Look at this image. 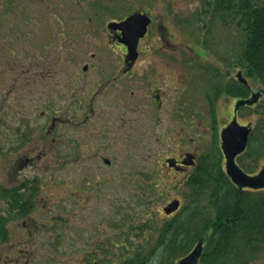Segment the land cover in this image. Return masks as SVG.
Wrapping results in <instances>:
<instances>
[{"label": "flooded vegetation", "instance_id": "1", "mask_svg": "<svg viewBox=\"0 0 264 264\" xmlns=\"http://www.w3.org/2000/svg\"><path fill=\"white\" fill-rule=\"evenodd\" d=\"M38 2L36 1L37 7L42 6L49 11L47 14L49 23L47 31L49 33H47L46 38L40 39L39 36L34 34V23L38 18L33 13L36 10L33 7H30L32 13L27 16L24 14L19 15V13L13 11L12 17L19 19H14V22L17 23L16 27L5 33L10 35L0 36V46L6 47L8 45V51L10 47L13 48L10 53L2 54V52H5L4 50L0 53L1 59L9 58L7 68L2 67L0 69L15 71L16 73L13 74L14 78L12 79L15 90L23 85L26 86L27 92L32 95L28 109L24 111H13L12 107L11 109L7 108V102L10 100L9 95L14 92L13 86L6 90L3 89L2 100H0V123L2 122L1 117L9 116L8 120L3 122L6 125L0 126L4 131L3 135H0V169L5 166L4 171H0V264H20L22 261L25 262L24 264H29L28 260L32 258L28 250L19 254L16 248L4 249V247L8 245V228L13 227L15 223L13 220H22L21 225L25 229L23 232L28 228V236L32 237L34 235L36 222L32 219L31 214L34 211L35 194L33 189L35 184L33 178L22 175L24 169L32 162L29 155L33 153V147L26 149L24 156L19 154L18 149L34 144L36 134L37 137L41 135L40 138L43 140V144L50 143L63 147L67 144L68 147L70 144L68 142H71L70 146L74 147L79 145L80 138L74 134L73 140H69L67 130L70 129L71 124L79 131L80 126L88 123L90 116L98 119L100 116L109 117L113 115L114 118H117L116 124L113 121H108L102 125L104 128L119 129V131L122 129L125 132L123 140L129 145L136 146L132 142H145L146 144H153L156 148L158 147L160 150L157 152L158 160L161 155L164 167L173 174L185 177L184 181L189 177L199 157L189 151L179 154L163 153L164 146L156 136L157 130L161 128L159 119L163 116L172 117L175 121L179 118L186 125L193 122L194 88L190 86V89H188L186 83L191 79L195 69L200 70V73L204 75V79L207 77L208 70H210L205 60L201 65L196 62V67L192 66L191 62H179L177 60L178 56L174 50L175 45L171 41L173 35L171 34L172 25L167 23L166 20L173 11L172 6L169 5L164 9L165 11H162L163 17H160L161 21L159 23L158 17H154L150 11L145 9L146 1H140L139 7H132L131 0H38ZM30 4H34V0ZM11 6L13 9L19 7L15 3H12ZM21 7V10L26 9L24 6ZM198 7V12L191 15V21L189 22L193 25H188L187 20L182 22L177 20L178 28H181V31L191 38L205 35L206 28L209 25L203 4H198ZM134 15L143 16L148 22L143 36L137 42L135 60L127 61L128 46L123 41L121 27L125 20ZM3 20L8 22L7 19ZM162 20H166L167 24L165 25ZM23 21L24 25L20 24ZM20 27L23 30L25 28V34L23 30V35L20 34ZM0 32L2 31L0 30ZM12 32L14 33L13 36ZM9 41L10 43H8ZM195 42L193 41V43ZM96 44H99V47ZM34 47L36 48L35 51H33ZM96 47L100 48L102 52H97L98 54L94 52ZM184 47L191 52V56H188L189 59L192 60L194 57L197 59L205 58L206 52L200 49L201 47L197 44L193 47L189 45ZM80 48L84 49L81 54L78 51ZM87 49L92 53H88ZM11 53H13V58L9 56ZM147 54L149 56L142 60V56ZM225 69L226 65L221 64L219 72L213 73V76H208L211 88L209 94H204L203 97L210 118L209 127L212 130L209 146L210 148L217 147L219 151L221 148L220 133L231 122L235 103L241 100L228 98L220 90L227 80ZM180 71L185 83L180 85V82H178L176 86L174 85L175 87L171 86L169 84L172 81L170 75L180 76ZM237 73H239L238 70L229 79L239 83L236 79ZM68 79L72 85L76 86L74 89L67 85ZM218 81L221 84L220 89L216 86ZM56 83L58 86L56 92L59 100L63 101V107L58 110L51 109L46 104V99L37 100L40 103V108L44 109L38 111L45 121L36 131L33 125V109L36 103L35 97L33 98L35 85H46L50 90L51 86L56 87ZM80 85H91L92 92L76 94L75 92L79 90L77 88ZM67 88L71 89L70 93L75 94L68 95L66 93ZM249 93L251 94V92ZM226 99H231L233 103L231 120L230 117L222 120L223 125L220 126L216 117V106L220 100ZM65 100L69 101L66 106ZM36 108L39 109L38 106ZM17 115L22 116V119L13 121V118ZM239 115L238 110L236 113L238 125H240L238 123ZM25 126L26 131L24 130ZM134 131L142 133L141 137L135 139ZM147 131H152L153 134L147 135ZM117 140L121 139L117 138ZM114 142L115 140L112 142L113 145ZM107 147L106 149H108ZM96 148L98 149L94 153L98 157V152L103 147ZM187 156L193 157L192 166L181 164V161L186 159ZM221 158L222 165H224L222 154ZM68 159L74 162L81 160V158L75 156L64 160ZM101 160L104 165L110 164L107 159L101 158ZM150 160L141 156L134 164L156 165L158 163V160L154 163ZM168 160L173 161L178 170L169 167ZM128 161L130 159L126 160L125 163L134 165L128 163ZM146 175L147 173L140 174L136 180L126 177L129 178V181H143L146 179ZM150 176L154 178L155 182H158L157 180L162 178V173L155 170L151 172ZM179 203L181 207L182 202L179 201ZM163 214L165 217L173 215H166L164 212ZM129 238L128 234L126 239L130 240ZM92 252L96 257L92 261V258L90 260L82 259L83 264H107L106 261H103V257L106 256V253L108 254V250L107 252ZM97 254L103 257L99 258ZM94 255L91 254L90 256Z\"/></svg>", "mask_w": 264, "mask_h": 264}, {"label": "rangeland", "instance_id": "2", "mask_svg": "<svg viewBox=\"0 0 264 264\" xmlns=\"http://www.w3.org/2000/svg\"><path fill=\"white\" fill-rule=\"evenodd\" d=\"M31 1L0 0V15H2L0 16V30L4 32H0V36L16 27L17 23L14 22V19H19L12 17L14 12L27 16L32 13L30 7H33L36 9L33 13L38 18L34 23V34L39 36L40 39L46 38L47 33H49L47 31L49 27L47 14L49 11L42 6L37 7L36 1L38 2V0H34V4H30ZM140 1H146L145 9L150 11L154 17L157 16L159 23L163 17L162 11H165L164 9L167 6H172L173 11L166 20L167 23L172 25L171 34L173 35L171 41L175 45L174 50L178 56L177 60L179 62H191L192 66L195 67L197 66L196 62L201 65L203 60H205L206 65L209 66L210 70H208L205 79L200 70L195 69L191 79L186 83L188 89H190V86L194 88L193 122L186 125L179 118L175 121L172 117L163 116V118L159 119L161 128L156 133L157 139L164 146L163 153L179 154L189 151L194 155L201 156L212 150V147L210 148L209 146L212 136V130L209 127L210 118L203 99L204 94H209L211 88L208 76H213V73L219 72L221 64L226 65L225 71L228 70L229 77L235 73L237 68L232 66L239 36L232 29L222 27L218 18L211 20L203 36L191 38L185 35L181 28H178L177 20L180 22L187 20L188 25H193L192 23L189 24V22L191 21V15L198 12V4H202L204 1L205 4L209 5L212 0H131V6L139 7ZM12 3L19 7L13 9ZM21 6L26 9L21 10ZM3 19H7L8 22ZM166 20H162L165 25L167 24ZM20 24L24 25V21L20 22ZM22 30L23 28L20 27V34H22ZM23 32L25 34V28ZM11 34L13 36L14 33L12 32ZM193 41L196 42L193 43ZM195 44L206 52L204 59L195 57L192 60L189 59L191 52L184 46L193 47ZM7 46H0V53L3 50L5 52H2V54L10 53V50H13L10 47L8 51ZM96 46L99 47V44H96ZM97 47L94 52L101 53L102 51ZM35 49L34 47L33 51ZM78 51L81 54L84 49L80 48ZM87 52L92 53L89 49H87ZM9 56L13 58V53L9 54ZM146 56H149V54L143 55L142 60L146 59ZM6 59L0 60V68H7V65H9L7 63L9 58ZM14 73L16 72L0 69V100H2L3 89L5 88L6 90L13 86L14 92L9 95L10 100L7 102V108L11 109L12 107L13 111H24L28 109L32 95L27 92L26 86L23 85H20L19 89L15 90L12 81ZM179 73L180 76L170 75L172 81L169 84L171 86H176L178 82H180V85L185 83L184 77H181V71ZM67 85L71 89L76 87L72 85L69 79L67 80ZM249 87L251 93H256L260 89L259 84L254 81H249ZM68 88L66 89L68 95L92 92L91 85H80L77 88L79 90L75 93H70L71 89ZM57 90V83L56 87L51 86L50 90L46 85H35L33 98L35 97L36 107H39L37 109L33 103V125L36 131L39 130L38 127L45 121L44 118H41L38 111L44 109L40 108V103L37 100L46 99V104L51 109L58 110L63 107V101L59 100ZM68 103L69 101L65 100V106ZM219 103L216 106V117L219 121L218 124L222 126V120L228 117L231 120L230 115L233 103L231 99L220 100ZM8 117H1L0 126L6 125L3 122L7 121ZM257 118L258 115L253 111L250 113L244 112L239 115L238 123L245 126L248 123L252 124ZM15 119L21 120L22 116L19 117L17 115L13 118V121ZM108 121H113L116 124L117 118H114L113 115L109 117L100 116L98 119L90 116L88 123L80 126L79 131L71 124L70 129L67 130L69 140H73L74 134L80 138L79 145L74 147L70 146L71 142H68V144L70 143L68 147L67 144H65V147L50 143L43 144V140L40 138L41 135L37 137L36 134L33 146L28 145L18 149L19 154L24 156L26 149L33 147V153L29 155V159L32 162L24 169L22 175L33 178L36 182L37 192L34 198V211L31 214L32 219L36 222V227L34 235L30 237L27 233L28 228L23 232L25 229L21 225L22 220H13L15 223L12 228H8V245L4 249L9 247L16 248L19 254L28 250L32 257L28 260L29 264H83L82 259L90 260L92 258V261L96 257L92 251L107 252L108 250V254L106 253L105 257L97 255L99 258L103 257V261H106L107 264L111 262L112 264H117V262L124 259V256H120L122 251L120 245L128 244L126 237L130 233L129 228L137 227V223L142 221V218H145L148 213L160 219L166 218L162 209L173 199H177L183 204L185 177L173 174V172L168 171L164 167L161 155L158 160V147L156 148L153 144H146L145 142H132L136 146L125 143L123 140L125 132L122 129L119 131V129L104 128L102 126ZM24 130L26 131V126ZM0 131V135H3L4 131L1 128ZM147 132V135L153 134L152 131ZM133 134L135 139L142 135V133L137 131H134ZM117 138L121 140L118 141ZM113 140H115L114 145L112 144ZM169 146L172 147L170 148ZM96 147H103V149L99 150L98 157L94 153L98 149ZM71 156L81 158L82 161L64 160ZM141 156L151 159L152 163L158 160V163L156 165L134 164ZM101 158L109 160L110 164L104 165ZM128 159H130L128 163H133L134 165L126 164L125 162ZM263 166L264 157L257 162L255 171L257 172ZM4 167L2 166L0 171H4ZM155 170L162 173V178L157 180V188L154 192V194L158 193V197L153 195V199L148 200L144 195V198L142 197L143 192L139 184L140 181H129L126 176L136 180L138 175L143 173L151 174ZM123 224L127 227L130 224L131 226L125 230ZM136 233L138 232H134V235ZM28 238L30 240H27ZM132 240L137 244L144 239L135 237ZM115 245H117L118 249L114 247ZM91 254L94 256H90ZM24 263L22 261L20 264Z\"/></svg>", "mask_w": 264, "mask_h": 264}, {"label": "trees", "instance_id": "3", "mask_svg": "<svg viewBox=\"0 0 264 264\" xmlns=\"http://www.w3.org/2000/svg\"><path fill=\"white\" fill-rule=\"evenodd\" d=\"M202 4L209 23L218 18L222 27L239 36L232 67L248 86L229 79L227 70L226 84L220 89L216 82L218 89L228 98L247 99L249 81L260 86L258 103L239 109V114L253 111L258 118L252 122L246 150L236 159L245 173L255 174L257 162L264 157V0ZM139 184L142 197H158L154 194L157 182L150 174ZM33 190L36 195L37 187ZM183 199L180 209L170 217L160 219L148 213L137 227L123 224L125 230L129 228L130 240L120 245L119 255L124 259L117 264H175L198 242L203 244L199 264H264V190H239L232 185L217 147L198 157L184 182ZM135 237L144 240L136 244Z\"/></svg>", "mask_w": 264, "mask_h": 264}, {"label": "water", "instance_id": "4", "mask_svg": "<svg viewBox=\"0 0 264 264\" xmlns=\"http://www.w3.org/2000/svg\"><path fill=\"white\" fill-rule=\"evenodd\" d=\"M147 19L140 15H134L125 20L122 24L123 41L128 46L127 61H134L136 54V45L138 40L143 36ZM236 79L240 84L248 86L247 81L242 77L241 73L236 74ZM260 99V93H251L249 98L241 99L234 105L233 117L231 122L221 131V148L220 152L224 157V172L229 181L239 190H264V167L256 174L248 175L236 164V158L241 155L248 143V138L251 132V124L240 126L236 121V113L244 107H252L256 105ZM169 167L178 170L173 161L168 160ZM182 165H193V157L187 156L181 161ZM180 203L178 200L171 201L164 209L166 215L173 214L178 211ZM203 251L201 242H198L193 249L177 264H198Z\"/></svg>", "mask_w": 264, "mask_h": 264}]
</instances>
